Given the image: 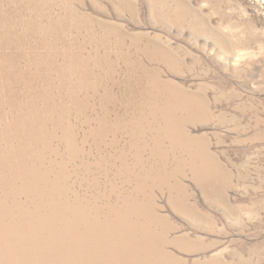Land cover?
Masks as SVG:
<instances>
[{
	"label": "rangeland",
	"instance_id": "rangeland-1",
	"mask_svg": "<svg viewBox=\"0 0 264 264\" xmlns=\"http://www.w3.org/2000/svg\"><path fill=\"white\" fill-rule=\"evenodd\" d=\"M0 195L40 245L136 204L101 264H264V0H0Z\"/></svg>",
	"mask_w": 264,
	"mask_h": 264
},
{
	"label": "bare ground",
	"instance_id": "bare-ground-1",
	"mask_svg": "<svg viewBox=\"0 0 264 264\" xmlns=\"http://www.w3.org/2000/svg\"><path fill=\"white\" fill-rule=\"evenodd\" d=\"M39 174L40 173H37V176H40ZM56 187L57 185L54 183L50 187V189H47L46 187L43 188L44 190L43 194L47 195L49 193H52L51 191L54 190ZM44 198H47L49 201L53 202V205L51 206H53L54 210H57L56 213L58 214L59 209L57 208V206L55 205L53 201L55 199L57 200V197L54 199H50V197L48 198L46 196V197H43V200ZM139 208L134 203L129 204V205H122L118 209L112 211V214L115 215L113 219L107 220V221L98 219L97 221L94 218L93 225L92 224L90 225V221L88 219H85V217H83V213H80V214L76 213L77 215H80L82 217L86 227L91 228V229L95 227L94 228V230H96L95 231L96 234H94L95 236L91 235L92 233H94V231H91V230H89V234L87 232L83 233L82 231H79V232L76 231V235L68 239L67 236H62V235L59 236L58 233L54 230L56 227L53 224L54 225L53 232L51 231V234L46 236L45 240L42 241L43 243L41 245L38 242V240L29 239V237L26 234L17 235L15 233V235H11L10 232L3 227V224H6V222L3 220L4 212L0 210V264H7V262L12 263L15 258H18L19 260L26 262L28 264H36L35 263L36 252L40 253V256H39L40 263H37V264H67V263L79 264V262L82 261L84 258L87 259V264H101L102 262H104V257H102L100 254L103 251L111 250L112 245L122 244L124 241L123 235L129 236L131 239V238H134L133 235L135 231L143 232V230L147 228V224L142 223L141 228L143 230L139 228L133 229L132 219H133L134 214L139 211ZM81 209L85 210V207L83 206V204L80 203L77 206L76 211H79ZM140 211H144V210L140 209ZM97 212L99 211H96V213ZM128 216H130L129 219H128ZM46 218L47 217H45V219ZM35 221L37 224V217ZM39 222L41 223L44 221L41 218H39ZM109 228H111L112 231L108 230ZM149 231H153V229L148 230V232ZM108 232H111V233L109 234ZM112 236H116L117 238L115 240H112L111 238ZM93 237H95V239H92ZM151 238L154 239V234L151 236ZM109 241L111 243H108ZM38 243H39V246L37 245ZM31 244L34 246V250L31 248L32 246ZM68 245L69 247L74 246V248L79 251L78 255L72 256L71 259L63 258L62 256L63 248L67 247ZM152 247H154V244ZM90 248H95L99 252V255L93 254L94 250ZM43 249H46L47 251H44ZM149 251H155V254H156V250L154 249L152 250L149 249ZM140 253L141 251L136 249L134 251L126 252L124 256L131 257L134 255V257L137 258L138 256H140ZM10 254H11V258L6 259L5 257H9ZM115 255H116V259L120 258L119 253L115 252ZM164 263H160V264H164ZM146 264H151V263L148 262Z\"/></svg>",
	"mask_w": 264,
	"mask_h": 264
}]
</instances>
